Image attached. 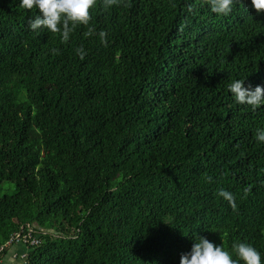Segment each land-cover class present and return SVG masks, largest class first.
I'll list each match as a JSON object with an SVG mask.
<instances>
[{
	"label": "trees",
	"instance_id": "trees-1",
	"mask_svg": "<svg viewBox=\"0 0 264 264\" xmlns=\"http://www.w3.org/2000/svg\"><path fill=\"white\" fill-rule=\"evenodd\" d=\"M18 2L0 0V247L30 231L23 264H179L202 235L264 264V104L227 87L264 88V10L96 0L65 41Z\"/></svg>",
	"mask_w": 264,
	"mask_h": 264
},
{
	"label": "clouds",
	"instance_id": "clouds-1",
	"mask_svg": "<svg viewBox=\"0 0 264 264\" xmlns=\"http://www.w3.org/2000/svg\"><path fill=\"white\" fill-rule=\"evenodd\" d=\"M116 0H103L104 6H110ZM19 6L23 9L35 8L37 14L28 19L27 27L39 32L46 29L48 32H59L61 40H67L71 31V25L86 24L89 19V8L96 0H19ZM207 4L213 13L227 15L231 11L233 0H207ZM250 5L257 12L264 10V0H250ZM91 34V30L84 33ZM99 36L103 40L104 33ZM77 55L84 56L82 48L76 49ZM243 79H234L228 85L233 99L238 104H246L255 110L264 104V88L260 85L244 86ZM255 139L264 143V128L257 129ZM218 196L226 200L235 210L236 203L232 193L220 189ZM232 252L225 250L221 244L214 245L202 235H195L190 249L181 254L179 264H261V254L252 245L245 242H233ZM233 254L234 257L233 258Z\"/></svg>",
	"mask_w": 264,
	"mask_h": 264
},
{
	"label": "built area",
	"instance_id": "built-area-1",
	"mask_svg": "<svg viewBox=\"0 0 264 264\" xmlns=\"http://www.w3.org/2000/svg\"><path fill=\"white\" fill-rule=\"evenodd\" d=\"M19 244V245H23L24 247H28V246H35L38 244V239L37 238H33L30 236V231L26 234V235H22L21 233H16L13 234L10 239L3 245L0 247V264H1V259L4 256V254H2L4 252V250L12 247L13 245ZM27 254V253H26ZM26 254L22 255L21 258L24 260L26 257Z\"/></svg>",
	"mask_w": 264,
	"mask_h": 264
},
{
	"label": "crops",
	"instance_id": "crops-1",
	"mask_svg": "<svg viewBox=\"0 0 264 264\" xmlns=\"http://www.w3.org/2000/svg\"><path fill=\"white\" fill-rule=\"evenodd\" d=\"M27 252V248L23 245L14 244L5 251V254L1 259V264H23L24 260L21 256Z\"/></svg>",
	"mask_w": 264,
	"mask_h": 264
},
{
	"label": "rangeland",
	"instance_id": "rangeland-1",
	"mask_svg": "<svg viewBox=\"0 0 264 264\" xmlns=\"http://www.w3.org/2000/svg\"><path fill=\"white\" fill-rule=\"evenodd\" d=\"M3 194V193H2ZM263 243H264V232H263Z\"/></svg>",
	"mask_w": 264,
	"mask_h": 264
}]
</instances>
